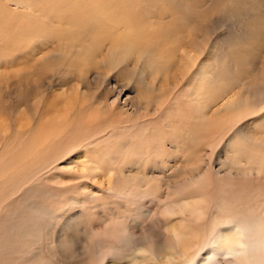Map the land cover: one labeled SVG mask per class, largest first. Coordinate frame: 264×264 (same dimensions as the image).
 <instances>
[{
    "label": "rangeland",
    "instance_id": "rangeland-1",
    "mask_svg": "<svg viewBox=\"0 0 264 264\" xmlns=\"http://www.w3.org/2000/svg\"><path fill=\"white\" fill-rule=\"evenodd\" d=\"M249 10L0 0V264H90L95 235L100 264L160 256L177 220L165 206L207 189L216 224L264 227V39Z\"/></svg>",
    "mask_w": 264,
    "mask_h": 264
},
{
    "label": "bare ground",
    "instance_id": "bare-ground-1",
    "mask_svg": "<svg viewBox=\"0 0 264 264\" xmlns=\"http://www.w3.org/2000/svg\"><path fill=\"white\" fill-rule=\"evenodd\" d=\"M238 1L240 4V0ZM242 2L250 7V18L246 21L249 26V38L254 37L263 40L264 0H242ZM253 52V50L245 52L246 60L256 57L254 55L257 52ZM256 60L255 58L253 59V61ZM78 82L77 85L79 84ZM73 88L74 90H70L71 94L69 93V97L67 95L68 100H74L77 96V86ZM206 152L204 154L209 158L211 153ZM94 167L100 172L98 165H94ZM196 168L190 167V170ZM209 169V165H207L204 171L208 172ZM101 173L103 174V172ZM191 174L185 173L186 178H189ZM214 185L217 186L216 183ZM210 195H213L211 189H207L190 200L182 199L175 203L173 201L172 206L171 204L165 206L164 214L168 217L177 216V220L175 222L172 221L173 223L168 226L169 235L167 236L170 237L169 245L171 248L168 247L160 256L153 253L152 249H139L134 257L129 258L125 264H217V256L224 259V264H264V227H249L245 219L242 221L235 220L233 221L235 224H230L228 220L230 215L226 216L228 223L216 224L215 221L217 219L214 218V213L207 216L205 211L208 207L207 200ZM213 219L216 220L214 221ZM134 228L143 230L146 226H123L121 231L128 235L134 234ZM94 242L98 244L97 235L92 239L83 240L84 245L80 248L90 257L91 260H88L91 262L90 264H100L101 262L97 256L100 255V252L96 250ZM238 258H242V263H239Z\"/></svg>",
    "mask_w": 264,
    "mask_h": 264
}]
</instances>
